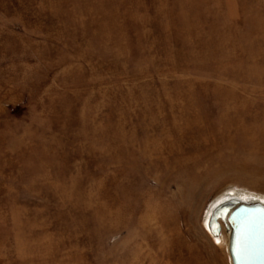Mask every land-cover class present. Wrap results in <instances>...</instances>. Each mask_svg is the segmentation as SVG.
Instances as JSON below:
<instances>
[{"label":"rangeland","instance_id":"1","mask_svg":"<svg viewBox=\"0 0 264 264\" xmlns=\"http://www.w3.org/2000/svg\"><path fill=\"white\" fill-rule=\"evenodd\" d=\"M230 189L264 196V0H0V264H231Z\"/></svg>","mask_w":264,"mask_h":264},{"label":"water","instance_id":"2","mask_svg":"<svg viewBox=\"0 0 264 264\" xmlns=\"http://www.w3.org/2000/svg\"><path fill=\"white\" fill-rule=\"evenodd\" d=\"M228 231L231 264H264V202L224 200L206 218L205 227L218 237L221 224Z\"/></svg>","mask_w":264,"mask_h":264},{"label":"bare ground","instance_id":"3","mask_svg":"<svg viewBox=\"0 0 264 264\" xmlns=\"http://www.w3.org/2000/svg\"><path fill=\"white\" fill-rule=\"evenodd\" d=\"M157 147V145H156ZM155 148V147H154ZM158 148V147H157ZM154 151V150H153ZM230 199H234V200H239V201H244V202H247V201H261V202H264V196L263 195H253V194H248L246 192H242L240 190H235V189H230V190H225L221 193H219L218 195H216L212 201L210 202V206L207 208V212L205 214V218H204V226L206 224V218L209 214V212L211 211V209L218 203L224 201V200H230ZM221 224V231L218 235V237H213L215 242L217 243V245H222L225 250H227V254L229 256V252H228V240H229V234H228V231L225 229L224 227V224L222 222H220ZM225 231V235L227 236V246H226V237L222 236V231ZM229 260H230V256H229ZM231 263V261H230Z\"/></svg>","mask_w":264,"mask_h":264}]
</instances>
